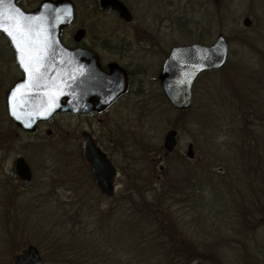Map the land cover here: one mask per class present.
<instances>
[{
	"label": "rangeland",
	"instance_id": "rangeland-1",
	"mask_svg": "<svg viewBox=\"0 0 264 264\" xmlns=\"http://www.w3.org/2000/svg\"><path fill=\"white\" fill-rule=\"evenodd\" d=\"M41 1L18 4L31 11ZM68 1L75 8L72 35L84 28L106 47L105 31L116 30L109 49L140 76L107 112L57 115L24 133L5 111L4 94L20 74L0 34V264H14L28 247L42 264H105L117 251L125 262L132 255L125 246L130 227L150 251V264L179 258L185 261L179 264H264V0H120L134 19L130 25L101 14L96 0ZM131 31L141 43L127 52L123 35ZM218 34L228 43L226 64L197 79L187 111L172 110L155 80L163 59L174 46L209 45ZM170 130L176 146L166 155ZM82 131L116 169L112 199L99 192L79 156ZM18 157L32 172L26 190L8 176ZM111 231L125 241L117 251ZM87 245L97 250L90 255Z\"/></svg>",
	"mask_w": 264,
	"mask_h": 264
},
{
	"label": "water",
	"instance_id": "water-1",
	"mask_svg": "<svg viewBox=\"0 0 264 264\" xmlns=\"http://www.w3.org/2000/svg\"><path fill=\"white\" fill-rule=\"evenodd\" d=\"M103 12L115 10L118 19L130 23L132 18L118 0H97ZM73 20V7L67 0L42 1L31 12H24L16 0H6L0 5V22L5 28L16 32L17 27L27 33L32 43L33 54L39 53L35 65L38 76L25 72L20 64L22 54L7 32L0 33L7 39L14 62L22 74L5 93V107L8 120L18 129L31 132L38 123L50 120L56 114L71 113L88 115L99 113L109 107L124 91V84L116 85L115 74H105L96 57L65 49L58 40L60 29L69 26ZM242 25L249 27L248 18ZM30 29V31H29ZM19 38V37H18ZM228 57V43L218 34L211 45L191 44L174 47L162 64L158 79L169 105L177 111L187 110L192 101V87L203 73L219 70ZM175 130L168 131L162 147L170 154L176 146ZM83 158L88 163L99 191L108 198L114 196V169L100 153L88 135L82 134ZM186 158H193L192 146H187ZM11 179L20 181L22 187L31 186L32 178L28 165L22 158L14 161L10 171ZM14 264H42L33 247L15 257Z\"/></svg>",
	"mask_w": 264,
	"mask_h": 264
},
{
	"label": "flooded vegetation",
	"instance_id": "flooded-vegetation-1",
	"mask_svg": "<svg viewBox=\"0 0 264 264\" xmlns=\"http://www.w3.org/2000/svg\"><path fill=\"white\" fill-rule=\"evenodd\" d=\"M96 8L103 15H110V16H116L117 17V12L114 11V10L109 11L108 13L107 12L104 13V12L100 11L99 8H98V6H97V0H96ZM125 8H126V6H125ZM126 10L128 11L127 8H126ZM128 13L130 14L129 11H128ZM130 16H131V14H130ZM131 18H132V21L130 23H127L129 25L130 24H133V22H134V19H133L132 16H131ZM74 21H75V8H74V19H73V22H72L71 26L68 27V28L62 29L59 32V41H60V43L62 44V46L65 49H67L69 51H78L80 53H87V52L92 53L96 57V59L98 61V64L100 66V69L105 74H107V75H109L111 73H114L115 74L116 85L121 86L122 84H124V91H123V93H121V95L119 97L116 98L114 104L117 103L118 101H120L121 99L123 100L124 97H126L128 95V93L131 92L133 85L135 86V84H134L135 81H134L133 78L135 76L139 77L140 74L137 73L134 70H131V67H133L132 64H128V66H126V67L123 66L121 64V61H122L121 58H123V56L122 55H116L115 53H112L111 49H109L110 47L116 46V43L113 44L114 41H117L116 30L109 29V30L105 31V32H108V34H107V37L106 38H103V40L106 41V42H108L109 44L106 47H100V45H95L97 36L96 35H91L92 38L89 39V35L87 34L88 31L87 30H84V28H79L75 32V34L72 35L71 28L73 26ZM123 36H125V38L123 40L124 42H122V45L125 46L126 45L125 41L127 42V47H128V49H126L127 52H130L129 51L130 49L133 50V48H135V47L138 46V45H135V44H140L141 43V38L139 39V37H138V36H141V35L138 32H136V33H133L132 32L130 34V38H128V34L127 35L124 34ZM124 56L126 58V56H128V54L127 55H124ZM166 56H165V58H166ZM132 59H134L133 56H132ZM164 59H163V61H164ZM129 61L130 62H134L133 60L131 61L130 57H129ZM163 61H162V63H163ZM162 63L159 66V71H160V68H161ZM19 74H20V72H19ZM158 75H159V72H157V75L155 77V80L157 81V84L159 86V92H160V94L164 98L163 92H162V90L160 88V83H159V80H158ZM19 79H21V74L19 75V78L17 80H19ZM138 85H139V87H137L138 88L137 89V92H140L141 93V91L143 89V84H142V82H140V83H138ZM114 104H112L110 107L104 109L100 113H93V114H91V116H93V115H100L101 113L107 112L109 110V108H111ZM63 116L65 118L82 117V116L75 115V114H71V113H66ZM51 121L52 120H50L49 122H51ZM49 122L42 123V124H38L36 126V128L32 131V133L36 132L40 128L47 127V125L49 124ZM83 132H85V131H82L81 132V136H82V133ZM46 133L49 134L50 131L47 130ZM90 137L93 140L94 147L96 149H98L100 151V153L103 154L106 157V159L108 160V162L110 163V165L113 167V169H114V176H116V169H115L113 163L111 162L108 153L100 145H98L94 141V139L92 138V136H90ZM79 156L84 161V159H83V145H82V141H81ZM29 169H30V166H29ZM9 173H10V171H9ZM30 173H31V176H32L31 169H30ZM8 176H10V174ZM91 176H93L92 173H91Z\"/></svg>",
	"mask_w": 264,
	"mask_h": 264
},
{
	"label": "trees",
	"instance_id": "trees-1",
	"mask_svg": "<svg viewBox=\"0 0 264 264\" xmlns=\"http://www.w3.org/2000/svg\"><path fill=\"white\" fill-rule=\"evenodd\" d=\"M242 121H243L242 123L244 124V123H246L247 120H244V118H243ZM254 140L255 139L253 138L252 142ZM234 145H236L235 142H234ZM249 145L250 146H253L252 143H249ZM238 150L239 149L236 148V147H235V149H230L231 156L233 154V156H232L233 159H236L237 158V156H238ZM249 154H250L251 159H252L254 157V148L250 147ZM228 159H229V157L226 160H228ZM255 160H256V158H255ZM134 224H136V223H134ZM108 229L112 230L111 228H108ZM135 231H136V228L135 227H130V229H129V232H130V240L127 242V244L125 246L128 247V251H131L132 252V255H129L128 259H125V262L122 260V258L120 256L117 255V252H118L117 249H118V247H120V246L122 247V245L124 246L123 243L125 241L123 240V236L118 237L119 234H117V231L114 232V233L112 231L110 232V233H112V237H115L117 239H116V242L115 241H112L111 244H110V242H109V244L111 246L112 245H116L117 248H116V246H114V247L116 248L115 251H117V252H115L116 257L113 258L114 261L108 258V259L105 260V262H104L105 264H150V257L148 256L150 254V251L147 248H141V244H145V242L140 243V242L137 241L136 238H134ZM131 233H132V237L133 238H131ZM106 236H110L109 233H106ZM88 247H90V246L87 245V249L88 250L91 249V251L89 250L90 255H91V253H94V251L97 250L96 245H94L92 248H88ZM138 254H139V257L136 256ZM181 260H183V258L174 259L173 261L170 262V264H177V263L179 264V263H184L185 262V261H181Z\"/></svg>",
	"mask_w": 264,
	"mask_h": 264
},
{
	"label": "snow or ice",
	"instance_id": "snow-or-ice-1",
	"mask_svg": "<svg viewBox=\"0 0 264 264\" xmlns=\"http://www.w3.org/2000/svg\"><path fill=\"white\" fill-rule=\"evenodd\" d=\"M5 2L6 0H0V5ZM0 30L7 32L8 36L11 37L13 42L16 44L17 50L22 54L20 64L24 68L25 72L30 73L33 76H38L39 70L35 65L38 63L40 55L39 53L35 55L33 54L32 43L26 38L27 33H25V31L20 27H17L16 32L14 33L8 28H5L2 22H0Z\"/></svg>",
	"mask_w": 264,
	"mask_h": 264
}]
</instances>
